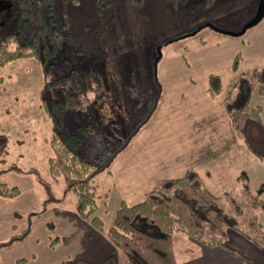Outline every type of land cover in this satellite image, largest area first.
I'll return each mask as SVG.
<instances>
[{
    "label": "rangeland",
    "instance_id": "374dc122",
    "mask_svg": "<svg viewBox=\"0 0 264 264\" xmlns=\"http://www.w3.org/2000/svg\"><path fill=\"white\" fill-rule=\"evenodd\" d=\"M135 1L51 0L56 26L74 41L64 43L49 60L44 55L22 58L0 71V135L8 139V163L23 169L0 176L22 190L17 198L0 204V264H59L68 259L70 248L56 244L53 250L48 238L59 241L56 236L65 234L63 215L76 213V196L63 178L53 180L49 175L53 125L40 92L47 82L73 70L85 79L90 102L66 107L57 118L60 130L70 133L93 123L96 133L84 137L76 150L79 157L110 156L129 142L113 172L94 178L103 195L111 189L114 208L128 186L121 174L132 181L126 175L127 165L147 162L152 181L161 175L180 177L193 168L218 195L231 190L243 194L241 190L249 187L264 223V92L260 90L264 82L254 86L249 97L250 106H261V121L244 125L237 120L234 100L241 88L239 101L246 102L250 88L242 78L238 90L233 89L238 78L254 69L264 73V19L240 36L207 26L238 33L257 16L262 0H143L142 7ZM42 3V12L33 8L21 41L31 39L44 22L50 23L47 2ZM16 46L10 44V49ZM159 47L162 55L155 67ZM237 54L242 59L234 72ZM212 75L222 79L214 95L208 91ZM53 98L62 101L59 94ZM53 101L50 97L48 103ZM5 167L0 165V171ZM30 168H37L49 182L26 174ZM109 206L108 199H101L96 212L106 235L116 213H110ZM29 227L32 232L25 239L10 243ZM186 239L184 233L174 234L179 259L192 253Z\"/></svg>",
    "mask_w": 264,
    "mask_h": 264
},
{
    "label": "trees",
    "instance_id": "16d2710c",
    "mask_svg": "<svg viewBox=\"0 0 264 264\" xmlns=\"http://www.w3.org/2000/svg\"><path fill=\"white\" fill-rule=\"evenodd\" d=\"M46 2L50 23L44 22L31 39L21 41L20 38L33 15V8H38L42 12L44 6L43 3L40 4L41 0L21 1L22 10H18V14L14 16L13 26H10L11 29L8 28L5 33H0V71L7 63L22 58L40 59L44 55L45 59L49 60L56 56L64 43L74 41L69 32L56 26L51 0ZM135 2L139 7L143 6V0ZM103 27L101 31L105 32L106 29ZM10 44H17L16 49L11 50ZM241 59V54L235 56L232 65L234 72L238 71ZM242 78L248 83L246 84L249 85L250 90L245 93L246 102L242 104V100H237V120L240 125L250 120L261 121L263 110L261 106H250L249 97L254 86L264 82V73L254 69L238 78L233 89L236 90L240 82L243 83ZM221 86V77L212 75L208 89L211 95L216 94ZM84 89H86L85 79L78 70H73L68 76L47 82L40 92L42 106L47 110L53 125V134L49 139L52 155L48 158V172L53 180L63 178L68 184V189L75 193L77 214L83 219H90L94 227L104 232V222L96 212L99 201L106 200L109 193L103 195L99 192L94 178L101 172H111L115 159L129 142L110 156L101 153L91 160L79 157L76 150L87 134L96 133L95 127L89 122L79 127L75 133L61 131L57 113L66 107L90 102ZM260 90L264 92L262 87ZM57 94L62 97V101H53V97ZM50 97L53 101L51 105L48 103ZM7 156L8 139L2 134L0 165L6 167L0 171V176L13 170L23 171L18 165L8 163ZM26 174L34 175L37 181L42 183L49 182L37 168L26 170ZM248 188L241 190L243 194L231 190L218 195L206 186L196 170L188 169L180 177L162 179L137 203L122 201L115 213L113 225L107 231L108 239L118 251L126 255V264H179L174 247V234L177 232L184 233L190 239L208 247H227L228 231L232 230L256 247L264 248V223L261 222V216L255 209L257 204ZM21 194L20 187L10 186L0 180L1 197L14 199ZM50 227L53 228V225ZM30 230L29 227L24 232L14 235L10 243L25 239ZM57 243V239H53L51 246L54 247ZM115 263L114 255L105 260V264ZM59 264L93 263L84 259H67Z\"/></svg>",
    "mask_w": 264,
    "mask_h": 264
},
{
    "label": "crops",
    "instance_id": "0c3cea01",
    "mask_svg": "<svg viewBox=\"0 0 264 264\" xmlns=\"http://www.w3.org/2000/svg\"><path fill=\"white\" fill-rule=\"evenodd\" d=\"M239 90L237 91L238 99L241 97ZM127 149L128 146L117 156L113 164L116 163V161L119 159V156ZM146 165L147 162L142 166L127 165L126 175L131 178L132 181L126 180L124 173L121 174V181L124 184L126 183L128 186H126L127 188L122 187L124 195L120 197L115 208L113 204L110 203V189L109 196L107 197L110 205V213L113 214L114 211L116 212L117 207L122 201H126L130 204L141 201L144 197V194L147 193L150 188L154 187L162 179L166 178V176L161 177V175L159 176L160 179H157L156 181L150 180V166ZM112 172L113 170H111L109 173ZM135 172H137V175H135ZM20 175L26 174L21 173ZM8 200L9 199L0 196V204L5 205ZM65 213L66 214L63 215V220H65L66 223L65 234L60 233L61 235L56 236L59 238L56 246L60 244L70 248L69 253L66 255L68 259H84L93 264H105L106 258L114 255L116 258V264H126L124 254L114 247V245L108 239L105 231H99L89 220L81 218L77 212L75 214L67 212ZM112 219L110 218V222ZM31 232L32 229L30 230V233ZM179 237L183 236L180 235ZM48 239L50 247L55 250L56 247L51 246V237ZM186 241L185 242L192 250V253L187 257L184 255L180 256L182 259H179L176 255L179 264H264V248L256 247L247 239L232 230L228 231L227 247H208L190 238L188 240L186 239ZM35 257L36 256L33 258L35 259ZM63 258L65 259L66 257Z\"/></svg>",
    "mask_w": 264,
    "mask_h": 264
},
{
    "label": "flooded vegetation",
    "instance_id": "af4514ba",
    "mask_svg": "<svg viewBox=\"0 0 264 264\" xmlns=\"http://www.w3.org/2000/svg\"><path fill=\"white\" fill-rule=\"evenodd\" d=\"M21 1L22 0H0V33H5L9 30L8 28H10V26H13L14 16L18 14V10H22ZM237 100L238 97L235 100V106L238 105Z\"/></svg>",
    "mask_w": 264,
    "mask_h": 264
},
{
    "label": "water",
    "instance_id": "95a60500",
    "mask_svg": "<svg viewBox=\"0 0 264 264\" xmlns=\"http://www.w3.org/2000/svg\"><path fill=\"white\" fill-rule=\"evenodd\" d=\"M264 19V0H262L261 1V3H260V6H259V10H258V13H257V16L254 18V20L253 21H251L250 23H248L244 28H243V30H241L240 32H238V33H235V32H230V31H224V30H219L218 28H215L214 26H212V25H207V26H209V27H211V28H213L214 30H216V31H219V32H221V33H224V34H228V35H232V36H240V35H243L248 29H250V28H252V27H254L255 25H257L260 21H262ZM203 27V26H202ZM202 27H200L199 28V30L200 29H202ZM161 55H162V53H161V47H159V49H158V55H157V58H156V61H155V67L157 66V64H158V62H159V60H160V58H161Z\"/></svg>",
    "mask_w": 264,
    "mask_h": 264
}]
</instances>
